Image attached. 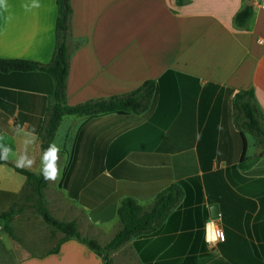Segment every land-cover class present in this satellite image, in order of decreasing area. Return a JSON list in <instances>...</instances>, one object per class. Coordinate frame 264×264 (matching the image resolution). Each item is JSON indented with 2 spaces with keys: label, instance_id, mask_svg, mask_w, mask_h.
<instances>
[{
  "label": "crops",
  "instance_id": "crops-1",
  "mask_svg": "<svg viewBox=\"0 0 264 264\" xmlns=\"http://www.w3.org/2000/svg\"><path fill=\"white\" fill-rule=\"evenodd\" d=\"M259 1L69 0L66 104L128 94L146 81H156L157 89L140 114L63 116L48 169L40 133L53 103V80L44 72L0 73V113L6 117H0V151L13 166L35 174L47 169L49 212L74 222L82 237L107 245L121 228L117 209L125 198L147 211L169 186L184 182L193 189L153 231L114 250L111 264H181L187 256L200 264H259L264 155L250 134L234 127L231 107L236 90L252 88L264 117V0ZM248 2L252 16L245 29L235 28L233 18ZM56 18L55 0H0V59L48 65ZM184 75L198 80L199 92L194 110L180 114L181 80L195 84ZM102 176L112 178L113 189L106 193L110 183L100 181L84 195L97 204L81 205L83 192ZM224 182L255 202V209L243 211V232L228 226L225 241L212 247L204 237L209 208L217 206L216 222L224 231L221 213H232L236 225L248 204L231 197ZM25 183L0 165V213ZM87 250L70 239L55 256L29 255L19 264H100L94 253L81 258Z\"/></svg>",
  "mask_w": 264,
  "mask_h": 264
},
{
  "label": "trees",
  "instance_id": "trees-1",
  "mask_svg": "<svg viewBox=\"0 0 264 264\" xmlns=\"http://www.w3.org/2000/svg\"><path fill=\"white\" fill-rule=\"evenodd\" d=\"M185 0H175L177 5L184 3ZM251 1V0H247ZM57 7V18L55 22V48L51 62L48 65L26 61V60H7L0 59V73L3 74H18L28 72H44L48 74L54 83L53 103L48 109L47 122L40 133L41 139V152L45 160V167L48 169L51 164L55 150L53 148V138L57 127L63 116H86L88 118H97L104 115L116 114L119 116L127 117L132 114H140L145 112L150 105L153 94L157 89L156 81H146L136 90L119 96H113L108 99H99L87 101L81 104L69 106L65 102L66 80L68 76L69 57L67 53L66 39L69 32V22L72 13L69 0H55ZM252 16L251 7L245 6L233 18V25L235 28L245 29L246 24ZM184 78L190 79L195 82L194 86H186L180 83L181 93V113L190 107L194 110L197 95L199 92L198 80L184 75ZM231 107L233 111V125L243 133L250 134L255 140V146L259 145V141L264 140V117L255 102L254 90H236L232 96ZM0 117L6 121V117L0 113ZM178 120L175 121V125ZM259 148V147H258ZM264 152V150H263ZM254 158H249L248 162L253 161ZM0 165H6L12 168L16 173L25 177V188L19 194L18 198L6 210L0 213V225H3L8 230L7 225L18 215L25 212L26 208L21 205L22 202L33 201L32 209L36 210L40 215L43 222L54 228L63 236L59 239L58 243L51 250L48 251L46 256H53L59 253L60 247L66 241L75 239L83 244L86 248L92 251L96 256L102 259L104 264H111V253L124 245L131 239L149 233L163 223L175 209L184 195L188 196L189 192L193 189L184 182L177 185L167 187L160 192L153 205L149 210L143 211V208L132 198H125L122 200L117 209V217L121 224L120 230L115 234L113 239L105 246H100L95 240L82 237L79 233L77 226L74 222L60 221L53 217L47 209L44 189L47 186L48 171L47 169L38 174L32 173L28 170L11 165L5 158L4 154L0 151ZM239 167L243 168L242 165ZM261 168V167H260ZM251 176H255L256 171L250 172ZM221 175V172L215 173ZM264 174V168L259 169V175ZM107 180L109 186L106 193L110 192L113 187V180L109 176H102L89 186L80 198V204L83 206H94L97 203H88L84 201V195L88 190L95 187L96 183ZM224 189L231 197L240 201L247 202V206H242V210L238 215V223L235 225L232 221V213H221V221L224 226L225 237H228V226L238 228L243 232L242 216L245 209L254 210L255 202L244 199L242 192L237 189L234 190L227 184L223 183ZM185 188L183 189L182 187ZM234 186V185H233ZM207 189V186H205ZM183 189V190H182ZM253 196H256L255 194ZM209 203L210 198L208 199ZM243 202L242 205H245ZM219 204H222L219 201ZM238 206V204H236ZM252 205V206H250ZM231 215V216H230ZM262 257L259 254V264H264V246H261ZM181 264H200L192 256H187ZM213 264H223L220 260L215 261Z\"/></svg>",
  "mask_w": 264,
  "mask_h": 264
},
{
  "label": "rangeland",
  "instance_id": "rangeland-1",
  "mask_svg": "<svg viewBox=\"0 0 264 264\" xmlns=\"http://www.w3.org/2000/svg\"><path fill=\"white\" fill-rule=\"evenodd\" d=\"M257 147H259V156L264 155V140L259 141ZM20 204L27 208L7 225L8 230L0 225V264H19L20 259L29 255L47 257L48 251L55 247L62 237L61 233L46 225L37 211L31 208L33 201H24ZM46 205H48L47 200ZM50 214L54 216V213ZM90 253L93 252L89 249L87 252L84 251L81 258L87 260ZM102 263L103 261H100V264Z\"/></svg>",
  "mask_w": 264,
  "mask_h": 264
},
{
  "label": "built area",
  "instance_id": "built-area-1",
  "mask_svg": "<svg viewBox=\"0 0 264 264\" xmlns=\"http://www.w3.org/2000/svg\"><path fill=\"white\" fill-rule=\"evenodd\" d=\"M255 2H260L259 0H254ZM261 10H264V4L260 6ZM204 237L207 244L212 247H216L220 243L225 241V234L223 229L220 227L216 219L208 220L204 225Z\"/></svg>",
  "mask_w": 264,
  "mask_h": 264
},
{
  "label": "water",
  "instance_id": "water-1",
  "mask_svg": "<svg viewBox=\"0 0 264 264\" xmlns=\"http://www.w3.org/2000/svg\"><path fill=\"white\" fill-rule=\"evenodd\" d=\"M247 5L250 7L251 6V2H248ZM209 211H210V217L212 219H217L219 217V213H218V210H217V206H211L209 208Z\"/></svg>",
  "mask_w": 264,
  "mask_h": 264
},
{
  "label": "clouds",
  "instance_id": "clouds-1",
  "mask_svg": "<svg viewBox=\"0 0 264 264\" xmlns=\"http://www.w3.org/2000/svg\"><path fill=\"white\" fill-rule=\"evenodd\" d=\"M46 178H48V177H46ZM52 179H55V177H51Z\"/></svg>",
  "mask_w": 264,
  "mask_h": 264
}]
</instances>
